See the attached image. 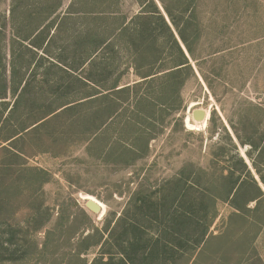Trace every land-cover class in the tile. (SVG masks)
I'll return each instance as SVG.
<instances>
[{"label": "rangeland", "instance_id": "1", "mask_svg": "<svg viewBox=\"0 0 264 264\" xmlns=\"http://www.w3.org/2000/svg\"><path fill=\"white\" fill-rule=\"evenodd\" d=\"M70 1L63 0V5ZM139 10L136 0H121L119 4V12L128 19ZM10 11L11 0H0V143L20 153L27 165L45 169L49 180L39 194L42 212L36 221L26 211H15L23 204L3 203L0 235L11 237L12 245L8 252H1L0 264H82L80 259L67 260L61 254L93 229L102 233V240L80 255L87 264L94 258L108 264H172L169 251L164 254L159 249L156 251L155 232L151 227L157 214L150 208L151 204L143 207V214L150 220L142 222L146 228L141 240L129 228L134 214L121 225L117 224L136 190L154 189L163 180L175 177L186 163L207 169L221 168L228 173L230 169H238V160L243 158L264 191L246 155L247 150L251 151L264 174V0H199L197 20L201 39L197 49L200 57L198 64L191 60L195 74H184L178 89L171 88L166 99L159 93L158 82L136 86L140 77L118 41L113 45L103 44L87 59L85 48L93 50L98 40H105L104 26H95L94 36L80 34L84 37L83 43L77 48L69 39L71 33L87 31V26L77 20L72 29L64 31L54 32L52 26L49 34H54L48 45L45 49H36L31 41L22 38L27 30L24 24L29 25L31 21L17 18L11 22ZM153 46L160 48L159 42ZM12 66L16 68L14 80L23 77L29 83L24 93L20 85H10ZM44 80L48 86L41 96L38 87ZM5 81L7 89H3ZM112 84L116 87L111 88ZM122 87L129 89L121 92ZM34 91L40 96H35ZM93 92L98 98H93L88 105L75 106L66 114H51L30 132H22L11 142L2 140L48 110ZM136 97L144 101L138 108ZM98 108L103 113H98ZM196 108L205 109L207 118L205 123L191 128L185 120L190 117L191 123L200 122L192 117V110ZM104 118L106 122L100 126ZM242 119H249L245 127ZM234 129L240 131L242 142ZM4 156L0 154V161L6 160ZM11 161L19 163L22 159ZM20 180L23 179L18 177L16 184L21 186ZM88 194L103 202L102 214L85 206ZM142 198L147 199V195L143 194ZM248 206L253 207L254 202ZM216 207L218 214L210 228L215 236L228 229L229 216L234 211L222 200L217 201ZM263 209L260 206V213ZM254 214L245 212L248 222L253 223ZM37 222H43L42 228L34 231ZM58 223L61 236L55 237L59 239L54 249L41 253L45 231ZM256 228L252 227L249 233L256 234L254 240L249 238V243L241 245L236 259L223 264H236L251 257L264 262V228L258 231ZM189 229L192 233L195 228ZM19 230L28 234L19 235ZM28 235H32V243L28 242ZM107 238L111 240L108 244L121 238L129 248L131 261L116 255L111 245L106 246L109 252L103 253L101 245ZM211 243L196 264H213L219 256L217 249L222 250L225 242ZM144 247L154 249L146 260L139 253Z\"/></svg>", "mask_w": 264, "mask_h": 264}, {"label": "trees", "instance_id": "2", "mask_svg": "<svg viewBox=\"0 0 264 264\" xmlns=\"http://www.w3.org/2000/svg\"><path fill=\"white\" fill-rule=\"evenodd\" d=\"M136 1L140 10L129 19L119 12L121 0H71L66 8H63V0H11L10 17L11 22H15L17 18L31 21L29 25L24 24L23 27L27 30L22 38L31 41V45L36 49H45L57 29L59 31L72 29L76 20L83 26H87V31L78 33L72 31L69 39L73 41L71 43L74 44L75 48L83 43V35L92 34L94 36L96 35L95 26H104L103 30L107 31L108 37L106 36L103 41L98 40L93 50L85 48L87 59L91 58V53H95L103 44L106 45L110 42L113 45L118 41V44L125 48L124 51L127 52L131 67L140 77V81L135 83L136 86L158 82L161 84L159 93L164 94L163 97L166 99L169 97L171 88L178 89L184 74L186 76L195 74L191 60L198 64L197 59L200 57L197 49L201 39V29L197 20L199 0ZM52 26H54V32L51 35L49 29ZM17 33L20 34V32ZM151 36L156 37L152 38ZM155 42H159L160 48H154ZM166 61H168L167 64H165ZM144 68L146 70L142 71ZM15 72L16 68L12 66L10 85L17 84L22 90L28 89L27 79L22 77L19 80H14ZM7 84L5 81L3 89H7ZM46 84L47 80H44L38 87L41 90L39 91L41 96L45 93ZM115 87L116 85L112 84L111 88ZM128 89L129 87L127 89L122 87L119 90L123 92ZM14 91L15 88L13 93ZM39 92L34 91V95L40 96ZM97 95L94 92L89 93L77 101L64 103L57 109L48 110L43 116L34 119L30 124L20 126L17 132L12 131L2 140L11 142L21 136L22 132H30L38 127L39 122L50 117L51 114H66L74 110L75 106H86L94 100L93 98H98ZM135 99L137 108L144 103L140 97ZM117 109L111 110L107 118ZM11 110L12 108L9 109L10 112ZM97 112L103 113L99 108ZM247 121L249 119L241 120L244 127ZM105 122L106 119L104 118L99 125L102 126ZM234 131L242 142L240 131L236 129ZM0 154H4L6 159L0 161V212L3 210V203L12 205L19 202V204H23V207H17L15 211L21 213L26 211L32 214V220L36 221L42 212V200L39 201L38 198L39 194L42 193L43 184L49 180L48 172L40 167L27 165L20 153L2 145V143H0ZM246 155L251 159V165L259 175L264 187V174L257 167L255 159L251 156V151L247 150ZM12 158H21L22 161L17 163L11 161ZM238 162L240 167L230 169L228 173H224L221 168L207 169L186 163L175 177L163 180L154 189H146L149 193H145L147 191L143 189L136 190L123 209L117 225H121L125 221L124 219L134 214L129 228L133 232L135 230L139 234V240H141L146 228L142 222L146 223V219L149 218L143 214V207L145 204H151L150 208L157 214L153 218L155 223L151 227L155 232L153 241L156 251L159 249L161 254L169 251L172 264H196L197 259L203 257V254L212 245L211 242L215 240L225 243L222 244V250L221 248L217 249L219 256L214 258L213 264H223L226 260L234 261L243 244L249 243V238L250 241L254 240L256 234H249L251 228L256 226L257 231L264 228V209L262 213L259 211L260 206H264V191L253 176L251 167L246 161L239 158ZM18 177L23 179L18 181L21 186L16 184ZM143 194L147 195V199L142 198ZM218 200L229 203L234 211L229 216L228 229L215 236L210 228L218 214L216 207ZM34 202L37 204L34 205ZM251 202H254L253 207L248 206ZM30 205L34 206L30 207ZM245 212L255 213L252 215L253 223L248 222ZM42 223L37 222L34 231L42 228ZM190 226L195 228L192 233L189 229ZM60 230L61 225L58 223L45 231V238L40 249L41 253H47L51 248L54 249L55 241L58 238L55 239V237L61 236ZM19 231V235L28 234L27 231ZM231 233L234 235L230 236ZM101 236L102 233L99 230L93 229L91 232L82 235L72 249L68 251L63 249L62 257L66 256L67 260L80 259L82 264H87V260L82 259L80 255L91 246L99 244L102 240ZM27 238L28 242L32 243V235H28ZM68 239L70 240L71 237L68 236ZM110 241V238H107L102 243L103 253H108L106 246L111 245L116 255L126 256L127 260L131 261L127 252L129 248L124 245L121 238L108 244ZM11 245V237L3 238L0 235V254L2 251L8 252ZM137 250L139 249L137 248ZM153 252L154 249L149 250L145 247L143 251L139 250L143 260L148 259ZM137 253L138 251H136ZM155 256H157L156 253ZM51 257L54 255L52 254ZM100 259L94 258L90 264H98ZM255 261L258 264H264L260 258L252 257L248 258L247 261L239 260L236 264H251ZM99 263L108 264L109 262L100 260Z\"/></svg>", "mask_w": 264, "mask_h": 264}, {"label": "water", "instance_id": "3", "mask_svg": "<svg viewBox=\"0 0 264 264\" xmlns=\"http://www.w3.org/2000/svg\"><path fill=\"white\" fill-rule=\"evenodd\" d=\"M192 117L195 121L206 120V110L201 108H196L192 110ZM85 206L92 212L99 213L100 207L94 201L87 199L85 201Z\"/></svg>", "mask_w": 264, "mask_h": 264}, {"label": "bare ground", "instance_id": "4", "mask_svg": "<svg viewBox=\"0 0 264 264\" xmlns=\"http://www.w3.org/2000/svg\"><path fill=\"white\" fill-rule=\"evenodd\" d=\"M206 116H207V113H206ZM185 122H186V125L188 126V127H191V128H195V127H198L200 124L199 123H205V120H202V121H200V122H194V123H191L190 122V117H187L186 118V120H185ZM201 125H203V124H201ZM85 199H90V200H92V201H94L97 205H99V207H100V211H99V213H103V211H104V207H105V205L103 204V202H101L99 199H97L95 196H93V195H90V194H88V195H85Z\"/></svg>", "mask_w": 264, "mask_h": 264}, {"label": "crops", "instance_id": "5", "mask_svg": "<svg viewBox=\"0 0 264 264\" xmlns=\"http://www.w3.org/2000/svg\"><path fill=\"white\" fill-rule=\"evenodd\" d=\"M69 3H70V2H69ZM69 3H68V4H69ZM68 4H67L66 6H65V5H63V8H66V7L68 6Z\"/></svg>", "mask_w": 264, "mask_h": 264}]
</instances>
